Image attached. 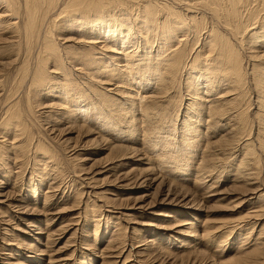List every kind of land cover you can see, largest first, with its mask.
<instances>
[{"label": "rangeland", "instance_id": "obj_1", "mask_svg": "<svg viewBox=\"0 0 264 264\" xmlns=\"http://www.w3.org/2000/svg\"><path fill=\"white\" fill-rule=\"evenodd\" d=\"M59 1V7H57L60 9L66 0ZM44 4L41 6L46 8V4ZM180 6L182 8H176H181L184 14L195 16L194 20L188 22L191 26V29L188 30L189 33L187 32L189 44L184 47L190 59L193 58L197 49L199 50L200 45L212 28L227 38L229 37L230 41H234L231 38L234 37L235 39L233 28L230 30L222 18L214 16L213 13H210V16L206 14L205 18L204 15H197L201 13L202 8L197 3L194 8L200 7L198 12L193 9L188 12V7L185 4ZM127 8L131 9L132 7ZM55 9L54 11L57 10ZM58 11H56L57 15L53 10L50 12L53 14H46V16L49 14L47 16L49 18L44 19L43 25L40 24L38 31L36 30L37 35L35 34V38L32 39L33 44L29 48L27 46L28 41L25 38L22 39L25 37L22 36L24 33L21 32L23 31L21 28H24L22 19L16 16L17 14L11 18L4 17V8L3 5H0V144L6 145V151L4 150L2 153V160L5 161L0 160V264H264V98L259 97V95L264 96L260 94V87L253 85V77L250 72L252 70L251 64L255 60L260 61L256 64H264V48L258 49L259 57L262 55L260 58L249 59V43L246 45L247 43H241L235 39L236 45L239 46L238 44H240L241 46L238 49L239 52L245 55L243 71L246 84L241 104H239L238 99L239 105L237 103L231 105V102H227L228 99H233L235 94H227L225 87L219 95L213 94L209 97L203 95L204 90L208 89L205 83L203 87L200 86L202 89L199 88L202 97L210 101L211 112L203 113L204 115L198 118L196 112L202 111L200 107L194 106L193 109H190L191 111H188L192 97L188 96L186 91L185 80L191 71V64L187 63V69H184L185 71L183 70L180 75L181 77L184 74L183 78L179 77L180 83L177 82L179 88L176 84L177 89L174 87L169 94L158 99L154 96L155 90H153L154 92L143 91L141 93V96L144 97H151L152 95L155 97L154 99L149 98L147 101L152 109L165 105L159 109L160 112L156 109L160 114L156 113L154 118L158 120L160 115L169 118L174 114L173 117H170L172 122L169 123L165 120L158 123L154 119L155 121H151V123L146 122L147 126L144 125L143 128L140 127V124L133 127L134 131L140 127L143 129L142 132L136 131L135 135H127V129L121 130L119 127L118 130L119 121L117 119L113 118L111 121L108 119L107 122L101 120V115V118L92 117L89 122L87 120L83 122L84 119H75L73 123L76 128L79 127V130L75 126L73 127V123L60 120L64 118L65 109L67 111V107L60 106L66 101V98L64 99L61 94L64 92L61 85L67 84L68 79L72 80L71 84L81 88V92L89 93L87 95H92L90 91L100 92L96 100L92 99L94 104L109 99L113 103L112 105H121L129 95L132 94L136 97L137 94L134 90L139 91V89L138 87L130 89L131 86L118 83L120 80H117L118 82L113 79L108 81L104 71L94 68L95 66L92 65L94 62L88 64L89 62L82 61L81 57L84 54L92 53L93 58L96 59L94 61L102 62L112 69L114 64L118 66L120 64L118 62L122 61H114L113 64L110 61L111 56L121 52V50L115 49L119 48L118 46H112L114 51L112 48L100 50L98 44L103 40H94L93 38L96 36L91 35L89 38L87 34L84 39L83 34H77L75 30L69 29L68 31L65 27L56 26H51L50 37L55 41L56 50H59L56 53L58 59L53 57L56 63L50 59L51 61L48 60L47 65L51 81L49 79V83L34 85L35 87L32 85L34 89L32 87L29 89L31 84L30 71L34 68L36 56L42 48V38L46 32L45 29L48 28V22L54 19L53 15L54 20L57 18V22L65 19L63 16L62 20L61 16L58 17ZM133 13L132 11L131 14ZM18 14L20 15L21 11ZM200 17L203 18V21L200 20ZM10 19H12V23H16L18 26L16 25L17 29H8L7 31L5 24L8 25L9 21L7 20ZM59 22L58 24H60ZM197 22L198 24H196ZM131 27L133 28L132 32H135L139 26L132 24ZM39 28H41V32H39ZM114 29L117 30L120 27L117 28L116 26ZM194 30L195 32L197 30L199 34L195 35ZM221 30L222 32H220ZM120 31L118 30V32ZM123 31V35L128 33L127 30ZM11 35L13 36L11 37ZM36 36L41 37L36 38ZM135 36L138 38L137 42L140 46L138 51L142 54L141 34ZM7 38L8 41L10 40L9 43ZM98 41L99 43H96ZM10 42L15 45L12 46ZM257 43L258 46L262 44L264 47V39ZM96 44L98 45L96 49L91 48ZM255 47L250 50V53L256 54ZM57 60L64 62L60 64ZM67 72L68 74H66ZM65 76L66 78H64ZM30 95L34 98L31 99L32 96L30 97ZM173 96L177 98H172L173 102H171ZM168 97L171 100L170 103ZM156 100L163 104L160 105ZM142 102L143 105L146 104L145 101ZM14 103L18 104L11 108L13 105L10 104ZM156 104H159L160 107ZM64 105L67 106L66 103ZM169 105L172 108H166ZM86 107L85 109L84 107L81 108V110H87ZM164 108L166 111L168 110L170 116H166L167 112L164 111ZM89 110L85 112L92 111ZM243 110L246 117L238 113ZM75 111L72 110L74 113ZM80 111L74 115H80ZM88 113L87 115H89ZM11 115L16 116L13 121L18 122L17 124L23 125L22 123H24L28 126L29 129L26 127L25 131L27 133L30 131L28 136L31 137V133L35 139L32 137L31 140L29 139L31 149L26 148L25 155L24 153L21 154L20 149V144L23 143V140L26 141L24 131L19 132L23 135L20 134L19 138L12 141L11 139L15 136L13 134L7 136L5 128L1 125V122ZM166 121L169 125H166ZM186 121L187 124H185ZM76 124L79 126L77 127ZM80 125L82 127L85 125L90 129L83 127L88 129L83 131ZM109 127L110 130H108ZM155 127H160V130L165 128L164 133L172 131L170 138L176 136V139L167 140V134L155 129ZM183 128H186L185 130L193 128L192 131L198 130L196 133L201 136L197 137L199 140L197 150L191 152L192 150L186 145L184 146L186 149L181 145L182 148L177 145L174 147V141L177 142L182 139L181 131H184ZM104 129L106 130L104 131ZM175 130L176 132H174ZM117 131L119 132L117 133ZM151 131L152 133H150ZM145 132L150 134L146 135ZM159 132H161V136L158 135ZM100 133L105 135L104 138ZM154 135L157 137L155 136L153 141L151 139ZM136 138H139L138 141ZM20 139L23 140L20 141ZM38 140L43 143L47 141L48 143L45 142L44 144L47 147L52 146L51 150L60 154L59 159L61 161L52 164V161L48 162L50 160L49 153H45L47 154L45 157L43 151L40 154L39 151L36 152L37 150L33 147ZM164 140L165 143H163ZM12 142L18 148L10 146ZM155 142H158L156 145L158 144L159 147L160 145L163 147H154ZM168 142H172L173 146ZM49 143L51 144L48 145ZM178 143L180 144V142ZM147 145L151 147L149 148ZM115 146H128V154L125 155L126 153L122 154L113 149ZM173 149L176 150L173 151ZM176 155H178L177 158ZM193 156L194 158H191ZM180 161L182 164L179 163ZM42 166L45 168H41ZM206 171L208 172L206 173ZM41 172L42 174L43 172L49 173L48 177L41 178ZM125 175L128 177L124 178ZM207 175L205 180L201 179ZM212 183L214 186L211 185ZM201 184L203 187L200 186ZM259 232L262 236L259 235ZM255 240L256 244L253 243ZM243 244L247 245L243 248Z\"/></svg>", "mask_w": 264, "mask_h": 264}, {"label": "bare ground", "instance_id": "obj_2", "mask_svg": "<svg viewBox=\"0 0 264 264\" xmlns=\"http://www.w3.org/2000/svg\"><path fill=\"white\" fill-rule=\"evenodd\" d=\"M59 0H0V5H3L4 8V17L8 16L9 18L13 17L15 14H17L16 16L20 17V19H22V21L24 22V28L23 32L25 36L22 39L24 40V38L28 41L27 46H29V48L32 46L33 44V38L34 35L36 33V30L38 29V27H40L41 25H43L44 19H48L50 12L53 10V12L58 11V4H59ZM65 2V1H64ZM45 3L46 4V8H43L41 5ZM62 3V2H61ZM197 3V5L199 4L202 8H201V13L197 14V15H204L203 17L205 18V15L208 14L209 16L213 13L214 16L220 17V19L222 18L223 22L225 25L233 28V32L235 33V39L241 41V43H247L246 45H250V47L248 46V50H249V59L254 60V58H260L259 57V50L262 47V44H260V46H258V41L264 39V0H66V2L63 4H60V6H62L59 11H58V17L61 16V20L63 17H65V19H63L61 22H59L60 24H58V22L55 19L54 15L53 18L50 22H48V28L45 29V34L44 37L41 39L42 40V48L40 49V51L38 52L37 60L34 63L35 66L34 68L30 71V75H29V79L31 80V84L29 85V89H32L34 85H42L44 83H49L48 80L50 79L49 77V71L47 70V65H48V60L56 58V53L57 50V46L55 45V41L53 39H51L50 37V33H51V26H56V27H65L68 31L69 29L71 30H75L77 32V34H83L82 37L85 39L87 34L88 37L90 38L91 35L96 36V38H93L94 40H103L102 42L99 43V47L96 44L95 46H91V48H97L100 50H106L108 48H112V46L114 47L115 45L118 46L119 48H115L121 50V52H117V54H115L113 52V54L117 55H113L111 56V63L113 64L114 61H120L118 63H120L118 66L115 64L113 65L112 69H110L111 67H108L107 65H105L102 62H97L94 61L96 59L93 58V54L92 53H86L84 54L83 57H81L83 60L82 61H86L88 64H91V62L93 63L92 65L95 66L94 68L97 70H102L104 71L103 73L105 74V76H107V80L108 81H112V79L116 82H118L117 80H120V82L123 84L124 86H131L130 89L138 87V90H134L136 92V97L133 96L132 94L129 95V97L125 100L124 103H122L121 105H112L113 103H111L109 101V99H104L101 102H97L94 104V101L92 99H95L99 96V93H94L92 91L91 94L92 95H87L89 93L85 92H81V88L77 87L76 85L71 84L70 82L72 80L68 79L69 82L67 81V84L61 85V87H63L64 92L61 93L62 96L64 97V100L66 105L64 104V101H62L64 104H59L60 106H64L65 108L67 107V111L65 109L64 111V115L63 119H60L61 121H67V123H73L75 121V119H84L83 122H85L86 120L89 122L91 121V118L97 116L99 118H101L100 116L102 115V119L101 120H105L108 122V119H117L119 121L118 123V130L119 127L121 130L127 129V135H131L136 133V131L142 132L143 126L146 125V122H150L151 121H155L157 120V118L155 117V114L159 113V109L163 103L159 102V100L157 101L158 103H160V105L156 104L157 106H159L160 108H155L152 109V107L150 105H148L147 101L149 98L154 99L156 97V99L158 98H163L165 97L164 95H167L170 93L171 89H174V87H176V84L180 77V75L182 74V71L185 69H187V63L191 64V71L190 74L188 75L187 80H185L186 82V86H187V95L192 97L191 101L192 103L189 105V109H193L192 107L194 106H198L202 109V111L199 108V112H196V114L198 113V118H200L201 116H203L206 113H209L210 109L212 108V106H209V102L207 100V98H203L202 97V93L200 91V88L203 87V85H207L208 89H205L203 92V95L209 97L212 96L213 94L219 95L221 90L225 87V89L227 88L226 93H234L235 96L233 99L231 100H227V102H231V105L233 103V105H235L238 102L239 99V104H241V99L243 98L244 95V89H245V74H244V66H243V58H245V55L241 54L239 52L238 49L241 48L240 42H238L237 44L239 46L236 45L235 39L233 38V42L230 41V39H228L226 36L222 35L221 33H218L217 30H215L214 28L211 29L210 32H208L205 40L203 41V43L200 45L199 50L197 49L195 55L193 56V58H189L187 55V51L185 50L184 47H186L189 42H188V36H187V32L189 29H191L190 25L188 24V22L194 20L193 15H187V13H183L182 12V7L180 6L181 4L184 5L187 8V11L189 12L190 9L193 10H197V12L199 11V8L196 9L194 8L195 4ZM44 4V5H45ZM43 5V6H44ZM179 5V6H178ZM58 6V7H57ZM45 7V6H44ZM127 7H132L131 9H128ZM178 7H181L179 9H177ZM196 7V6H195ZM57 10H56V9ZM127 8V9H126ZM54 9L56 11H54ZM186 9V8H185ZM184 10V8H183ZM21 11V14L19 15L18 13ZM134 12L133 14H131V12ZM186 11V10H185ZM184 11V12H185ZM186 11V12H187ZM192 11V10H191ZM193 12V11H192ZM196 12V11H194ZM49 13L47 16L46 14ZM211 13V14H210ZM262 13V14H261ZM45 14V15H44ZM53 14V13H51ZM50 14V15H51ZM44 15V16H43ZM57 15V12H56ZM1 16V15H0ZM15 16V17H16ZM63 16V17H62ZM213 16V17H214ZM47 17V18H46ZM51 17V16H50ZM57 17V16H56ZM202 17V16H201ZM200 17V18H201ZM18 19V18H17ZM16 19V20H17ZM133 19V20H132ZM203 18H201L200 20H202ZM213 19V18H211ZM198 20V19H197ZM220 20V21H222ZM8 25L5 24L6 26V30H14L15 28L17 29V24L16 23H12V19L7 20ZM137 21V22H136ZM213 21H215L213 19ZM16 22V21H15ZM199 22V20H198ZM198 22L196 24H198ZM195 23V22H193ZM217 23V21H216ZM219 23V22H218ZM41 24V25H40ZM133 25H138L139 27L136 29L135 32H132L133 28L131 27ZM17 25V26H16ZM218 25V24H217ZM20 26V25H19ZM45 26V25H44ZM117 26L120 27V29H114ZM214 26V25H213ZM22 27V26H21ZM42 28V27H41ZM41 28H39V32H41ZM224 28V27H223ZM227 28V27H226ZM193 29V28H192ZM195 29V28H194ZM197 29V28H196ZM200 29V28H199ZM44 30V29H43ZM42 30V31H43ZM62 30V29H61ZM118 30H121L120 32H118ZM122 30H127V34L123 35L124 31L122 32ZM210 30V29H209ZM220 30V29H219ZM228 30V29H227ZM38 31V30H37ZM207 31V30H206ZM195 32V30H194ZM222 32V30L220 31ZM43 33V32H42ZM189 33V32H188ZM226 33V32H225ZM22 34V33H20ZM141 34V38H142V42L140 43L141 46L143 47V52L141 51L142 54H140V51H138L139 49V44H138V38L135 36H139ZM199 34L196 30V32L194 33ZM19 35V34H17ZM80 35V36H81ZM13 35H11L12 37ZM198 36V35H197ZM232 36V35H231ZM10 37V38H11ZM41 37V36H39ZM38 36H36V38H39ZM182 37V38H181ZM185 37V38H184ZM214 37V38H213ZM196 38V37H195ZM228 40H227V39ZM21 39V38H20ZM82 39V38H81ZM16 40H18V38H16ZM25 40V41H26ZM247 40V41H246ZM8 41V38H7ZM10 41V40H9ZM8 41V43H9ZM20 41V40H19ZM198 42V40H195ZM16 42V41H15ZM18 42V41H17ZM39 42V41H38ZM41 42V41H40ZM76 42V41H75ZM78 42V41H77ZM92 42V41H91ZM94 42V41H93ZM235 42V43H234ZM7 43V45H8ZM82 43V42H81ZM102 43V44H101ZM196 43V42H195ZM201 43V42H200ZM11 44V42H10ZM13 44V43H12ZM11 44V45H12ZM88 44V43H87ZM95 44V43H93ZM92 44V45H93ZM109 44V46H108ZM143 44V45H142ZM183 44V46H182ZM197 44V43H196ZM195 44V45H196ZM257 44V45H256ZM6 45V46H7ZM10 45V46H11ZM15 45V44H14ZM12 45V46H14ZM84 45V44H83ZM192 45V44H191ZM44 46V47H43ZM115 46V47H116ZM135 49H133L132 47ZM155 46V47H154ZM182 46V47H181ZM256 46V47H255ZM264 46V43H263ZM9 47V46H8ZM238 47V48H237ZM246 47V46H245ZM255 47V51L257 56H255L256 54L254 53H250V50L252 48ZM2 48V47H1ZM66 48V47H65ZM64 48V49H65ZM68 48V47H67ZM247 48V47H246ZM17 49V48H16ZM69 49V48H68ZM97 49V50H98ZM113 49V48H112ZM133 49V50H131ZM137 49V50H136ZM154 49V52H153ZM188 49V48H187ZM191 50V49H190ZM59 51V50H58ZM114 51V49H113ZM189 51V50H188ZM194 51V50H192ZM48 52V53H47ZM91 52V51H90ZM263 52V51H262ZM47 53V54H46ZM64 53V52H63ZM194 53V52H193ZM46 54V55H45ZM60 54V53H59ZM95 54V53H94ZM190 54V52H189ZM82 55V54H81ZM193 55V54H192ZM61 56V54L59 55ZM57 56V57H59ZM91 56V57H90ZM54 57V58H53ZM106 57V56H105ZM118 58V59H117ZM58 59V58H56ZM69 59V58H68ZM71 59V58H70ZM74 59V58H73ZM78 59V58H77ZM102 59V58H101ZM247 59V58H246ZM60 60V58H59ZM60 64H62L63 62H59ZM100 60V59H99ZM51 61V60H50ZM55 61V60H54ZM72 61V60H71ZM76 61V60H75ZM53 62V61H52ZM108 62V61H107ZM256 62H260V61H254L252 62L253 64H251L252 66V70L250 71L252 73V77H253V82L255 86H257L258 88L260 87L261 89V93L264 96V64L262 63H257ZM56 63V61H55ZM67 63V61H66ZM69 63V62H68ZM251 63V62H250ZM249 63V64H250ZM86 64V63H85ZM260 64V65H258ZM3 65V64H2ZM79 65V64H78ZM110 65V64H109ZM123 65V66H122ZM62 66V65H60ZM59 66V67H60ZM112 66V65H110ZM120 66V67H119ZM63 67V66H62ZM21 70V69H20ZM94 70V69H93ZM184 70V71H185ZM64 71V70H63ZM58 72V71H57ZM66 72V71H64ZM96 72V71H95ZM189 72V71H188ZM23 73V72H22ZM29 73V72H28ZM99 73V72H98ZM68 74V72L66 73ZM95 74V73H94ZM101 74V73H100ZM184 76V74L182 75ZM181 76V77H182ZM63 77V76H62ZM69 77V76H67ZM100 77V76H99ZM180 77V78H181ZM23 78V77H22ZM54 78V77H53ZM66 78V76L64 77ZM103 78V77H102ZM106 78V77H105ZM183 78V77H182ZM185 78V79H186ZM25 80V79H24ZM23 80V82H24ZM22 81V80H20ZM51 81V79H50ZM59 81V80H58ZM90 81V80H89ZM99 81V80H98ZM252 82V83H253ZM73 83V82H72ZM89 83V82H88ZM180 83V82H179ZM178 83V84H179ZM58 84V83H57ZM56 84V85H57ZM71 84V85H70ZM76 84V82H75ZM83 84V83H82ZM104 84V83H103ZM108 84V83H106ZM115 84V83H114ZM177 84V85H178ZM33 85V86H32ZM47 85V84H46ZM109 85V84H108ZM85 86V85H84ZM96 86V85H95ZM99 86V85H97ZM104 86V85H103ZM201 86V87H200ZM32 87V88H31ZM35 87V86H34ZM40 87V86H39ZM118 87V86H117ZM121 87V86H120ZM173 87V88H172ZM185 87V86H184ZM200 87V88H199ZM37 88V87H36ZM35 88V89H36ZM98 88V87H97ZM122 88V87H121ZM128 88V87H127ZM153 88V89H152ZM179 88V85H178ZM34 89V88H33ZM58 89V88H57ZM61 89V88H60ZM126 89V88H125ZM177 89V87H176ZM202 89V88H201ZM259 89V90H260ZM106 90V89H105ZM111 90V89H110ZM129 90V89H128ZM155 90L156 93L154 94V96L152 95L151 97H144L141 96L143 93V91H153ZM181 90V89H179ZM178 90V91H179ZM89 91V90H87ZM95 91V90H94ZM107 91V90H106ZM125 91V90H124ZM123 91V92H124ZM174 91V90H172ZM122 92V91H121ZM154 92V91H153ZM151 93V92H150ZM178 92H176L177 94ZM124 94V93H123ZM179 94V93H178ZM34 95V94H33ZM36 95V94H35ZM65 95V96H64ZM181 95V92H180ZM180 95H178L179 97H181ZM32 95H30L31 97ZM111 96V95H110ZM133 96V97H132ZM140 96V97H138ZM169 96V95H168ZM171 96V94H170ZM177 96V95H176ZM175 96V97H176ZM104 97V96H103ZM174 96L171 97L175 98ZM185 97V94H184ZM222 97V96H221ZM259 97L264 98L262 96L259 95ZM34 97L32 96L31 99H33ZM100 98V97H99ZM143 98V99H142ZM169 98V97H168ZM177 98V97H176ZM30 99V98H29ZM123 99V98H122ZM151 99V100H152ZM165 99V98H164ZM162 99V100H164ZM167 99V98H166ZM183 99V98H182ZM181 99V100H182ZM161 100V99H160ZM180 100V101H181ZM262 100V99H261ZM31 101V100H30ZM117 101V100H116ZM145 101L146 104L143 105V102ZM169 103H170V98H169ZM177 101V99H176ZM259 101V100H258ZM36 102V101H35ZM114 102V101H113ZM163 102V101H162ZM166 102V101H165ZM164 102V104H165ZM173 102V99L172 101ZM178 102V101H177ZM34 103V102H33ZM150 103V102H149ZM175 103V102H174ZM179 103V102H178ZM18 103H14V104H10L13 105L11 108L16 107ZM49 104V103H48ZM118 104V103H117ZM154 104V103H152ZM238 104V103H237ZM238 104V105H239ZM38 105V104H37ZM96 105V106H95ZM155 105V107H156ZM172 105V104H171ZM229 105V104H228ZM19 106V105H18ZM41 106V105H40ZM87 106V110H92L89 113L85 112L87 110H81V108ZM226 106V105H225ZM172 108L170 105L166 106V108ZM197 107V108H198ZM9 108V107H8ZM195 108V109H197ZM7 109V108H6ZM17 109H19L17 107ZM77 109H80L79 111L81 112L80 115H74L75 113L77 114V112H79ZM156 109H158L159 112L156 111ZM162 109V108H161ZM72 110H76L75 113L72 112ZM155 110V111H154ZM176 110V109H174ZM8 111V109H7ZM18 111V110H17ZM43 111V110H42ZM84 111V112H83ZM164 111L165 108H164ZM172 113V110H170ZM191 111V110H190ZM208 111V112H207ZM31 112V111H30ZM50 112V111H49ZM162 112V111H161ZM168 115V110L166 111ZM174 112V111H173ZM211 112V111H210ZM10 113V112H9ZM87 113L89 115H87ZM193 113V112H192ZM204 113V114H203ZM239 115L240 113L242 115L245 116V111H241L238 112ZM21 114V113H20ZM160 114V113H159ZM165 114V112H164ZM163 114V115H164ZM178 115V113H176ZM175 114V115H176ZM9 115V114H8ZM7 115V116H8ZM22 115V114H21ZM172 115V114H171ZM174 115V114H173ZM170 116V117H173ZM132 116V117H131ZM210 116V115H209ZM15 115H11V117H7V119H4L1 122V125L5 128L7 136H9L10 134H13L15 136V138L11 139L12 141H15L16 138L20 137L19 132H23L24 131V138H25V142L23 140V143L20 144V149H21V154L24 153L25 155V150L26 148L31 149L30 148V143H31V137L32 134L30 133L31 137L28 136V133L30 131H25L26 127L28 128V126H26L24 123H22L23 125L17 124L15 122V120L13 121V119L15 118ZM96 117V118H97ZM140 117V118H138ZM166 118V117H162V115H160V118L157 120V122L159 123L160 121L164 122L165 120H167L169 123L172 122V118ZM176 117V116H174ZM246 117V116H245ZM20 119L21 116H20ZM46 119V118H45ZM155 119V120H154ZM93 120V119H92ZM245 120V119H244ZM17 121V120H16ZM21 121V120H20ZM56 121V120H55ZM166 121V125H169V123H167ZM199 121V120H198ZM197 121V122H198ZM247 121V120H246ZM26 122V121H25ZM41 122V121H40ZM60 122V121H59ZM99 123H101V121H98ZM156 122V123H157ZM189 122H193V121H189ZM188 122V123H189ZM240 122V120H239ZM27 123V122H26ZM54 123V122H53ZM61 123V122H60ZM64 123V122H63ZM92 123V122H91ZM90 123V124H91ZM95 122H93L94 124ZM149 123V124H150ZM155 123V124H156ZM249 123V122H248ZM106 124V123H105ZM140 124V127H138L135 131L133 130V127H137ZM185 124H187V121L185 122ZM60 125V124H59ZM77 125V124H76ZM87 125V124H86ZM95 125V124H94ZM111 125V124H110ZM108 125V126H110ZM159 125V124H156ZM190 125V124H189ZM193 125V123H192ZM191 125V127H192ZM1 126V127H2ZM70 126V125H69ZM74 123H73V127H74ZM79 125H77L78 127ZM81 126V125H80ZM107 126V127H108ZM112 126V125H111ZM147 126V125H146ZM162 126V125H159ZM174 126V125H171ZM188 126V125H186ZM241 126V125H240ZM63 127V126H62ZM72 127V126H70ZM83 127H87V126H83ZM81 126V128H83ZM97 127V126H96ZM106 127V125H105ZM76 128V126H75ZM89 128V127H87ZM87 128H83L82 130L84 131ZM98 128V127H97ZM103 128V127H102ZM148 128V127H147ZM146 128V129H147ZM160 128V127H159ZM157 127H155V129H159ZM169 128V127H168ZM195 128V127H193ZM192 128V129H193ZM243 128V127H242ZM3 129V128H1ZM29 129V128H28ZM54 129V128H53ZM52 129V130H53ZM63 129V128H62ZM76 129H79L76 128ZM90 129V128H89ZM111 128L109 127L108 130H110ZM115 129V127H114ZM135 129V128H134ZM184 129V128H183ZM186 129V128H185ZM184 131H181V141H174V147L175 145L181 147L186 145V147H189L190 150H192L191 152L197 150L199 148V144H197V142L199 141L197 139V137H199L200 134L196 133L197 131H192V129H187ZM80 130V129H79ZM88 130V129H87ZM101 130V127H100ZM106 129H104L105 131ZM154 130V129H153ZM160 130V129H159ZM163 130V131H162ZM162 130H160L161 132L164 133L165 128H162ZM169 130V129H168ZM63 131V130H62ZM115 131V130H114ZM145 131V130H144ZM157 133L158 131L155 130ZM170 131V130H169ZM244 131V130H243ZM61 132V131H60ZM100 132V131H99ZM109 132V131H108ZM111 132V131H110ZM113 132V131H112ZM119 131H117L118 133ZM125 132V133H126ZM155 132V133H156ZM161 132H159V136H161ZM172 131H170L169 133H164L167 134L166 139L167 140H174L176 139L175 137L170 138L171 137V133ZM176 132V130L174 131ZM173 132V134H174ZM102 133H103V129H102ZM137 133V134H138ZM146 133V132H145ZM152 133V131L150 132ZM150 133H146L150 134ZM171 133V134H170ZM179 133V132H178ZM19 134V135H18ZM101 134V133H100ZM121 134V133H120ZM120 134H118L120 136ZM136 134V135H137ZM23 135V134H22ZM103 135V134H101ZM108 135V134H107ZM114 135V134H113ZM126 135V134H125ZM135 135V134H134ZM145 135V134H144ZM145 135V136H146ZM175 135V134H174ZM178 135V134H177ZM198 135V136H197ZM250 135V134H249ZM105 135H103L102 137L104 138ZM116 136V134H115ZM117 136V137H119ZM139 136V134H138ZM156 135L149 138H152L151 140L154 141V137ZM165 136V135H164ZM201 136V135H200ZM12 137V136H11ZM131 137V136H130ZM136 137V136H135ZM157 137V136H156ZM33 138V137H32ZM101 138V137H100ZM159 138V137H158ZM161 138V137H160ZM8 139V138H7ZM30 139V140H29ZM34 139V138H33ZM102 139V138H101ZM137 141L139 138H136ZM142 139V138H141ZM148 139V138H147ZM146 139V140H147ZM165 139V138H164ZM165 139V140H166ZM201 139V138H200ZM259 139V138H258ZM19 140V139H18ZM20 139V141H22ZM35 140V139H34ZM37 140V139H36ZM127 140V139H126ZM145 140V141H146ZM150 140V143H152ZM156 140V139H155ZM159 140V139H158ZM165 140L163 143H165ZM179 140V139H178ZM112 141V140H111ZM124 141V140H123ZM122 141V142H123ZM135 141V140H134ZM133 141V142H134ZM144 141V142H145ZM47 142V141H45ZM44 142V143H45ZM101 142V141H100ZM107 142V141H106ZM105 142V144H106ZM125 142V141H124ZM149 142V141H148ZM180 142V144L178 143ZM183 142V143H182ZM41 140L37 142V144L34 142V149H36L35 151L38 152L39 154L40 152L44 153V156L47 157L45 153H49L50 154V160L52 161L51 163H55L58 162L60 159V154L56 151H52V146L47 147L46 144H44ZM48 143V142H47ZM104 143V142H103ZM149 143V144H150ZM155 142V146L154 147H159L158 144L156 145ZM169 143V142H168ZM172 143V142H171ZM169 143V144H171ZM178 143V144H176ZM182 143V144H181ZM2 144V143H1ZM0 144V160H2V153L5 150L6 151V145L5 144ZM51 143H49L48 145H50ZM136 144V143H135ZM146 144V143H145ZM167 144V143H166ZM15 143H11L10 146H14ZM19 145V144H17ZM32 145V144H31ZM153 145V144H152ZM160 145V142H159ZM173 146V144H171ZM181 145V146H180ZM3 146V147H2ZM9 146V145H7ZM76 146V145H74ZM166 146V145H165ZM169 146V145H168ZM246 146V145H245ZM244 146V147H245ZM252 146V145H251ZM16 147V146H14ZM77 147V146H76ZM144 147V146H143ZM147 147H149L147 145ZM151 147V146H150ZM149 147V148H150ZM161 147V145H160ZM159 147V148H160ZM163 147V146H162ZM161 147V148H162ZM171 148V146H169ZM168 147V148H169ZM186 147L184 149H186ZM18 148V147H16ZM73 148V147H72ZM153 148V146H152ZM165 148V147H164ZM163 148V149H164ZM178 150V147H176ZM182 148V147H181ZM248 148V147H247ZM250 148V147H249ZM12 149V148H11ZM9 149V150H11ZM27 149V150H28ZM56 149V148H55ZM71 149V148H70ZM115 150L120 151L122 154L126 153L125 155L128 154L129 151V147H125V146H120V147H116L113 148ZM154 149V148H153ZM162 149V150H163ZM17 150V149H16ZM54 150V149H53ZM81 150V149H80ZM161 150V149H160ZM166 151V149H164ZM163 150V151H164ZM168 150V149H167ZM176 149H173V151ZM249 150V149H248ZM14 151V149H13ZM31 151V150H30ZM76 151V150H75ZM161 151V152H163ZM172 151V150H171ZM247 151V150H246ZM10 152V151H9ZM28 152V151H27ZM35 152V153H36ZM167 152V151H166ZM165 152V153H166ZM169 152V151H168ZM176 152V151H175ZM179 152V151H178ZM184 152V151H183ZM8 153V152H7ZM17 153V152H16ZM20 153V152H19ZM30 153V152H29ZM28 153V154H29ZM118 153V152H116ZM164 153V154H165ZM5 154V153H4ZM20 154V155H21ZM37 154V153H36ZM48 154V156H49ZM109 154V153H108ZM114 154V153H113ZM171 154V152H170ZM173 154V153H172ZM179 156L180 153H178ZM190 154V153H189ZM196 154V153H195ZM17 155V156H20ZM35 155V154H34ZM43 155V154H42ZM117 155V154H116ZM197 155V154H196ZM195 155V156H196ZM27 156V155H26ZM25 156V157H26ZM40 156V155H39ZM165 156V155H163ZM167 156V155H166ZM165 156V157H166ZM169 156V155H168ZM178 155H176L177 158ZM191 156V155H190ZM31 157V156H30ZM36 157V156H35ZM44 157V158H45ZM124 157V156H123ZM171 157V156H170ZM175 157V155H174ZM256 157V156H255ZM24 158V157H23ZM28 160H30L29 157H27ZM119 158V157H118ZM125 158V157H124ZM128 158V157H127ZM132 158V157H130ZM164 158V157H163ZM174 158V159H176ZM191 158H194L191 157ZM190 158V159H191ZM16 159V158H15ZM21 159V158H20ZM36 159V158H35ZM34 159V161H35ZM122 159V158H121ZM118 160V159H117ZM165 160V159H163ZM162 160V161H163ZM181 160V159H180ZM185 160V158H184ZM243 160V159H242ZM3 161V160H2ZM5 161V160H4ZM3 161V162H4ZM39 161V160H38ZM42 161V160H41ZM44 161V160H43ZM61 161V160H60ZM114 161V160H113ZM169 161V160H167ZM257 161V160H255ZM12 163V161H10ZM15 162V161H14ZM187 162V161H186ZM7 163V162H6ZM18 163V162H17ZM24 163V162H23ZM22 163V164H23ZM29 164V162H27ZM109 163V162H108ZM165 163V162H164ZM175 163V162H174ZM181 163V161L179 162ZM177 163V164H179ZM246 163V162H245ZM21 164V163H20ZM182 164V163H181ZM184 164V163H183ZM14 165V164H13ZM43 165V164H42ZM47 165V164H46ZM57 166H59L58 164H55ZM63 165V164H62ZM116 165V164H115ZM172 165V164H171ZM176 165V164H175ZM174 165V166H175ZM189 165V164H188ZM6 166V164H5ZM4 166V167H5ZM10 166V165H9ZM45 166V165H44ZM54 166V165H53ZM106 166V165H105ZM129 166V165H128ZM127 166V167H128ZM165 166V164H164ZM163 166V167H164ZM181 166V165H180ZM186 166V165H185ZM7 167V166H6ZM26 167V166H25ZM123 167V166H122ZM171 167V166H169ZM177 167V165H176ZM187 167V166H186ZM19 168V167H18ZM41 168H45V167H41ZM51 168V167H50ZM166 168V166H165ZM172 168V167H171ZM182 168V167H180ZM6 169V168H5ZM5 169H3V172H5ZM8 169V168H7ZM11 169V168H10ZM24 169V168H23ZM58 169V168H57ZM61 169V168H60ZM250 169V168H249ZM12 170V169H11ZM26 170V169H25ZM52 170V169H51ZM172 170V169H171ZM170 170V171H171ZM208 170V169H206ZM210 170H214V169H210ZM240 170V168H239ZM246 170V169H245ZM7 171V170H6ZM13 171V170H12ZM41 171V170H40ZM54 171V170H53ZM59 171V170H58ZM205 171V170H204ZM203 171V172H204ZM209 171V170H208ZM206 171V173L208 172ZM22 172V171H21ZM57 172V171H56ZM24 173V171L22 172ZM26 173V172H25ZM59 173V172H58ZM63 173V172H62ZM204 173V174H206ZM212 173V172H211ZM6 174V173H4ZM12 174V172H11ZM42 174V172H41ZM49 173H44L41 175V178H46L48 177ZM122 174V173H121ZM128 174H130V172H128ZM210 174V173H209ZM208 174V175H209ZM154 175V174H153ZM208 175L205 178H201V179H206L208 177ZM212 175V174H210ZM55 176V174H54ZM127 175H125L124 178H126ZM57 177V176H56ZM55 177V178H56ZM128 177V176H127ZM212 177V176H211ZM200 178V177H199ZM198 178V179H199ZM40 179V178H39ZM121 179V178H120ZM43 180V179H42ZM41 180V181H42ZM46 180V179H45ZM89 180V179H87ZM203 180V181H204ZM215 180V179H214ZM218 180V179H217ZM91 181V180H90ZM200 181V180H199ZM220 181V179L218 180ZM40 182V181H39ZM201 182V181H200ZM205 182V181H204ZM215 182V181H213ZM214 183H212L211 185H213ZM203 184H201L200 186H202ZM205 185V184H204ZM214 186V185H213ZM212 186V187H213ZM203 187V186H202ZM205 187V186H204ZM207 187V186H206ZM148 190V189H147ZM169 195V193H168ZM50 205V204H49ZM88 206V205H87ZM257 207V206H256ZM255 207V208H256ZM2 211V210H1ZM101 215V214H100ZM88 218V217H87ZM53 222V221H52ZM243 226V225H242ZM241 226V227H242ZM250 226V225H249ZM247 227V225H246ZM264 227V226H263ZM254 228V227H251ZM241 229V228H239ZM243 229V228H242ZM255 229V228H254ZM264 229V228H263ZM248 230V229H247ZM253 230V229H252ZM241 231V230H240ZM254 231V230H253ZM242 232V231H241ZM251 232V231H250ZM236 233V232H235ZM238 233V232H237ZM252 233V232H251ZM239 234V233H238ZM253 234V233H252ZM255 235V234H254ZM259 235L260 232H259ZM212 236V235H211ZM247 236V235H246ZM249 236V235H248ZM258 236V235H257ZM262 236V235H261ZM237 237V236H236ZM260 237V236H259ZM258 237V238H259ZM250 239V237H248ZM257 238V237H256ZM261 238V237H260ZM242 239V238H241ZM244 239V238H243ZM262 239V238H261ZM240 241V240H239ZM246 241L250 242L249 240L246 239ZM252 241V240H251ZM259 241V239H258ZM241 242V241H240ZM243 243V242H241ZM246 243V242H245ZM256 244V240L255 242H253ZM260 243V242H259ZM249 244V243H248ZM261 244V243H260ZM242 245V244H241ZM247 245V244H245ZM243 244V248L245 246ZM240 246V245H239ZM254 246V245H253ZM258 246V244H257ZM262 246V245H261ZM260 246V247H261ZM239 248V247H238ZM241 248V247H240ZM259 248V247H258ZM250 249V248H249ZM263 249V248H262ZM260 251V250H259ZM251 252V251H250ZM257 252V250H256ZM249 253V252H248ZM254 253V252H252ZM260 255V253H259ZM248 256H250L248 254ZM252 256V254H251ZM256 256V255H255ZM258 256V255H257ZM256 256V257H257ZM252 258V257H251ZM259 258V257H258ZM257 260V258H255ZM264 259V258H263ZM104 262V261H103Z\"/></svg>", "mask_w": 264, "mask_h": 264}]
</instances>
